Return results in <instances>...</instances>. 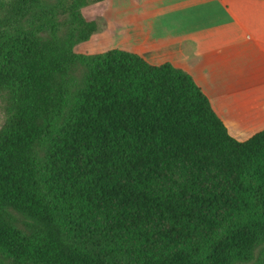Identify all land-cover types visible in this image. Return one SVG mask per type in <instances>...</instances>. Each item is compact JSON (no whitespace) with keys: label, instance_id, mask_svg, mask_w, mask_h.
I'll list each match as a JSON object with an SVG mask.
<instances>
[{"label":"trees","instance_id":"1","mask_svg":"<svg viewBox=\"0 0 264 264\" xmlns=\"http://www.w3.org/2000/svg\"><path fill=\"white\" fill-rule=\"evenodd\" d=\"M103 1L0 0V254L13 264H264V130L234 138L170 63L77 54L98 31L82 10Z\"/></svg>","mask_w":264,"mask_h":264},{"label":"crops","instance_id":"2","mask_svg":"<svg viewBox=\"0 0 264 264\" xmlns=\"http://www.w3.org/2000/svg\"><path fill=\"white\" fill-rule=\"evenodd\" d=\"M124 9V20H106L121 25L128 52L190 74L237 140L264 129V0H124Z\"/></svg>","mask_w":264,"mask_h":264},{"label":"rangeland","instance_id":"3","mask_svg":"<svg viewBox=\"0 0 264 264\" xmlns=\"http://www.w3.org/2000/svg\"><path fill=\"white\" fill-rule=\"evenodd\" d=\"M105 1L106 0H104L103 2ZM101 3L89 4L82 10L84 16L87 19L95 20L97 22L98 31L88 43L81 44L75 48V52L79 55L97 56V55L105 54L115 49L124 50V51H128L129 49V45L126 44L124 37L121 36L122 34H120L117 30L118 26L121 25L114 26L112 28L113 30H111L110 27L107 25V20L108 17H110L111 12L114 17H119L121 20H124V10H125L124 0H109L110 5L112 6L108 11L107 8L106 10H104V6L101 9L100 7ZM84 73H85L84 68L79 69L77 72L78 76L80 77ZM8 106H9L8 93H0V132L6 127L9 121V116L7 114ZM250 137H244L238 139L244 141L246 139H249ZM6 215L11 220V222L22 232H24L25 234L30 233L29 222L22 215L14 211L6 212ZM255 262L264 263V243L259 245V247L256 250ZM0 264H13V263L9 259L5 258L2 254H0ZM249 264H253V263H249Z\"/></svg>","mask_w":264,"mask_h":264}]
</instances>
